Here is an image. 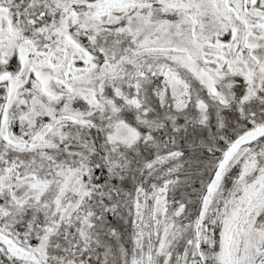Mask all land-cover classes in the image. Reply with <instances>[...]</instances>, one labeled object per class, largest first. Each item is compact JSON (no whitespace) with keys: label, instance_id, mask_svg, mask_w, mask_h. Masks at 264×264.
Wrapping results in <instances>:
<instances>
[{"label":"rangeland","instance_id":"rangeland-1","mask_svg":"<svg viewBox=\"0 0 264 264\" xmlns=\"http://www.w3.org/2000/svg\"><path fill=\"white\" fill-rule=\"evenodd\" d=\"M111 27L130 38V48L113 46L109 53L96 48L111 47V42L96 41L101 29ZM28 53L36 60L27 62ZM147 70H154L156 82H148L144 91L136 89L138 99L135 95L129 99V93L122 90L126 99L120 104L112 102V83L118 81L120 91V80L126 74L135 77L133 73ZM3 86L7 94L5 101L0 97V143L21 158L14 162V170L0 171V234L29 257L18 258L0 243V264H16L13 258L18 264H48L61 245L82 257L78 245L90 246L95 233L90 231L99 220V207L94 203L99 197L90 180V170L98 160L89 156V139L82 145V133L77 135L75 130L99 134L94 116L106 127L110 108L114 112L140 108L139 100L151 95L160 99L161 119L170 128L159 136L151 135L157 157L153 163L143 160L147 169L162 170L153 176L149 171L148 178L155 182L148 190L140 187L142 182L137 187L132 156L121 164L130 170L127 182L133 189L128 191L133 212L127 215L125 211L123 235L106 233L122 243L116 249L115 264H135L145 257L147 263L162 259L165 264H264L260 221L264 214V146H248L235 156L207 205H202L204 215L198 216L194 201L202 188H213L224 159L210 176L228 143L264 125V0H148L109 5L106 0H0ZM190 91L196 92V98L208 95L218 113L209 118L208 105L200 102L195 103L193 113L185 112ZM258 99L260 106L254 108ZM131 111L123 128L115 129L110 139L111 147L120 153L140 141L141 132L131 126L150 123ZM223 111L229 117H223ZM171 114L181 117V123L174 122ZM173 124L175 131L183 124L191 127L177 137L170 133ZM68 139L76 142L68 143ZM198 144L212 145L211 158L198 166L183 161L175 167L173 162L181 160L183 148ZM60 148L71 152L63 158L64 167L52 176L44 179L38 176L40 168L27 169L36 161L30 154L45 155L41 153ZM239 168L235 181H230ZM177 169L185 174L179 176ZM169 173L175 175L172 180ZM20 180L28 187L18 196ZM48 192L51 202L47 206L53 216L21 219L24 210L42 203ZM181 203L185 205L178 211ZM102 259L103 264L111 263L107 257Z\"/></svg>","mask_w":264,"mask_h":264},{"label":"trees","instance_id":"trees-1","mask_svg":"<svg viewBox=\"0 0 264 264\" xmlns=\"http://www.w3.org/2000/svg\"><path fill=\"white\" fill-rule=\"evenodd\" d=\"M96 37L95 38L98 44H104L105 41L112 43L110 48L100 47L96 45V48L98 50H101L103 53H107V52L109 53L111 49L113 48V46H116V48L117 46H119L120 49H127V48H130L131 46L130 38H128V36L126 35L119 34L116 31V29L113 27L101 29ZM152 71L154 70H147V72H143V73L141 72V74L138 72L133 73L134 75H137L135 77L129 76V74L128 75L126 74V79L120 80V84L123 86L121 89H119L120 91H117L118 89L117 85L119 86V82L117 81V82L112 83L111 92L113 93V95H111V97L112 96L113 98L115 97L114 100L112 98V102L115 103L117 101V104L122 103L121 100L126 99L123 96L124 90L125 92L127 91V93H129L128 95L129 99H131V97L134 98V95L138 99V97L136 96V89H140L144 91V88L147 89L148 82L150 81L156 82V79L153 78L154 72ZM142 76L144 77L143 80H142ZM3 87L4 88H0V97L1 98L3 97L1 101H5L4 97L7 94L6 87L5 86ZM109 88L110 86L108 87V89ZM148 93H149V90H148ZM190 94H191V98L188 104L189 108H186L185 112L193 113L192 109L193 107H196L195 103L200 102L203 105H208L207 110L208 108L210 110H208L209 113H207V116L209 118L213 117L214 114L218 113V109H215L216 106L208 98V95L207 96L201 95L200 98H196V92L190 91ZM262 98L264 99V93L262 94ZM259 101H260L259 99L254 101V108H257L260 106ZM139 103H140V108H132V107L120 108V111L117 110L115 112L110 108L106 127H103L102 123L99 124L100 121L98 117L94 116L93 123L95 124V127L98 130L99 134H95L92 131L87 132L84 129L81 130V128L78 130L77 129L75 130V131H78L77 135L79 133H82V136H81L82 137L81 141H83L82 145H84V143L87 142V139H89V143L86 144V148L89 146V150H90L89 156L92 155L93 158H96V160H98L97 163L95 164L94 170L93 169L90 170L91 172L90 180L92 183L95 184V189H96L95 191L99 197L97 199H94L95 201L94 203L96 207H99V213L97 214V218H99V220L97 222L96 229H94L93 231L89 230L90 233L95 232L91 235L90 246H86L83 244L78 245L79 246L78 249L80 251V254H82V257H76L72 255L71 253H68L65 250L66 246L64 245H61L60 249L58 250L56 248L54 250V246H53L50 249V252L54 250L56 253L51 256L52 259L49 260L48 264H103V259H102L103 257L109 258L111 262L110 264L112 263L115 264V262H117L115 261L116 249L118 248V246L122 245V243H120V240H116L113 237H111V235H108V234H116V233L122 232L123 231L122 229L125 228V225H124L125 211L127 215H129V213L132 215V212H133L132 210L133 208L129 207V206H132V205H129L131 204L132 201L131 200L129 201V196H128V191H133V189L131 188V185H129L127 182V178H128V174L130 173V170H128L124 165H121V164L124 163V161L125 162L127 161L128 156L130 157L132 156V171L136 173L134 176L135 177L134 179L137 180V187L142 182V184L140 185L142 189L147 188L148 190H151L150 184L152 185L153 182L155 181H154V178H152L151 180L148 178L149 177L148 173L150 171V175L153 176V174L160 173L161 171H159L158 169L162 170V168H156V166L155 167L152 166V169L150 170L149 168L147 169L144 166L145 164H144L143 158H145L148 161V163L151 161L153 163V160H155L157 156L155 157L156 149H153L154 144L151 142V140L153 136L155 135L159 136L162 131L170 128L168 126L170 124L169 123L168 125L164 124V122L161 119L160 113H162V111L160 110L162 107H159L160 99H158L156 96L151 95V96H148L147 99L146 98H144L143 100L140 99ZM129 109L133 110L131 112L133 113L135 117H138L139 119H141V121L146 119L150 123L148 125L131 126L136 129V133L141 132L142 136H140V141L139 143L131 147L129 150L127 151L122 150L120 153L118 148L114 149L113 146L111 147L110 139H112L111 138L112 133L114 132L115 129L119 127L123 128L124 123H126V119H128L127 113ZM243 111L246 113V109H243ZM226 114H227V117H229V113H226V111H223V117ZM171 115H173L174 122L176 123L177 122L181 123V120H183L181 117H177L174 114H171ZM163 125L165 128H162ZM172 126H174V124ZM190 127L191 126L183 124L181 130L175 131L176 127L174 126L173 131L170 133H172V135H175L177 137H179V134L183 136V134L186 133V130L189 129ZM84 132L85 133L87 132L88 135L85 134ZM151 135H152V138H150ZM73 140L76 142L75 139ZM73 140L72 142H70L68 139L66 142L73 143ZM233 142L234 141L232 140V142L228 143L225 149L221 151V153H219L218 162L216 163L210 177H212L213 173H215L216 170L218 169L217 168L219 166L218 164L222 162V160L224 159L225 153L231 147ZM181 143L183 142L179 141V144ZM185 144L186 143H184V145ZM212 145L209 144L208 146H203L201 144H198V145H193L191 147H188V146L184 147L183 148L184 151L181 152L182 154L180 156L181 160L173 162L175 164V167H177L179 162L182 163L183 161H186V163H189L188 165H192V166L194 165L198 166V164L204 163L207 159L211 158L208 155V151ZM251 146L258 147V148H260L261 146H264V138ZM0 150L3 153V154H0V171L5 172L11 167L12 168L14 167L15 165L14 162H17V160L21 158V155L17 154L16 152L7 151V148L4 147L2 142L0 143ZM70 152L71 151L67 148H60L58 150L57 149L46 150L44 153L43 152L41 153L45 155H38L39 153L38 154L34 153L33 155L30 154V156L35 157L36 161L33 163H30V165L27 166V169L28 170H38V168H40L41 171L38 172V176L40 177L43 175V178H44L47 175H51L53 171L54 172L58 171L59 168L61 169L62 167H64L65 161L63 158L64 156L66 158H69ZM109 152H110V155H109ZM140 155L143 157L141 158L138 157ZM41 157H43L42 162H40V160L38 161V158L40 159ZM22 161H25V160H22ZM116 162H120V163H118L117 166L114 167L113 165L116 164ZM60 165L62 166L60 167ZM187 167L189 166H186V168ZM22 170L19 168L18 172L23 174ZM175 170L176 168L173 169L172 172H175ZM177 170H178L179 176L185 174L184 173L185 171L183 169L182 170L177 169ZM239 171H241L240 168L238 169V171H234L236 173L233 172L234 174L231 175L230 181H235L234 178L237 177ZM170 173H169L168 178L172 180V178H174L175 175L174 174L170 175ZM15 174L16 173L14 171L13 175ZM21 174H19V176L24 177ZM18 184H19V188L17 189L20 191V194H18V196H21V194L27 190L28 186H27V183H25L23 180H20ZM207 187L208 186L204 187V189L202 188V191L198 192V196H196L195 197L196 199L194 200L197 202V205L196 204H193V205L194 207L196 205V212H198L199 217L204 215V210L202 211L201 208H202V205L204 207L207 205L211 191H212V189L207 190ZM202 196L205 197V200L202 199ZM50 197H51V192H48L46 196H44L42 203H40L39 205L37 206L35 205L34 207H30V208H27L25 206L27 209H25L24 212L22 213L21 219L22 217L23 218L27 217L28 219L31 216H34L36 219H39V220H42V219L49 220L53 216L52 210L47 206V202L50 200ZM181 204L178 205V211L180 208H183L182 206L185 205V204L183 205ZM15 216L19 217V215H15ZM262 216L263 217L260 221L262 222V226L264 227V214ZM12 217L14 216L12 215ZM84 225L87 226L86 224ZM149 229L151 228L149 227L147 230ZM84 231L86 233H89V231L86 228L84 229ZM122 235H123V232H122ZM124 235H125V232H124ZM131 235L132 233L130 234V236ZM152 237H155L154 234L152 235ZM122 238H119V239H122ZM154 240H155L154 242L155 247H159L157 239L154 238ZM57 251H58V254H57ZM114 252L115 254H113ZM147 259L148 258L145 257V258H141L140 260H136L137 263L135 264H165L162 262V259L161 261L154 259V261H151L150 263H147ZM13 261L16 264H18L17 262H20L16 258H13ZM2 264H5V263H2ZM6 264H11V262H6Z\"/></svg>","mask_w":264,"mask_h":264},{"label":"water","instance_id":"water-1","mask_svg":"<svg viewBox=\"0 0 264 264\" xmlns=\"http://www.w3.org/2000/svg\"><path fill=\"white\" fill-rule=\"evenodd\" d=\"M127 1H148V0H106V4L109 5L112 3H122ZM30 60H36V56L33 53L27 54V62H29ZM263 138H264V125L243 135L233 144V146L228 151L223 162L219 167V171L216 176L212 191H215L216 186L221 182L224 172L229 167L235 156L242 149L255 144L256 142L260 141ZM0 243H3L7 247V249L18 258L26 259L29 257L28 253L24 249L19 248L12 239L2 234H0ZM197 247L199 248V245Z\"/></svg>","mask_w":264,"mask_h":264}]
</instances>
